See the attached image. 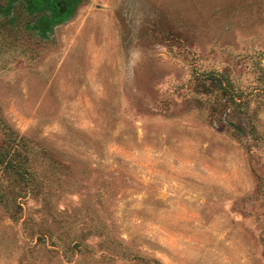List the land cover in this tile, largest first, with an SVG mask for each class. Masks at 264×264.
<instances>
[{
  "label": "rangeland",
  "instance_id": "374dc122",
  "mask_svg": "<svg viewBox=\"0 0 264 264\" xmlns=\"http://www.w3.org/2000/svg\"><path fill=\"white\" fill-rule=\"evenodd\" d=\"M0 264H264V0H0Z\"/></svg>",
  "mask_w": 264,
  "mask_h": 264
},
{
  "label": "trees",
  "instance_id": "16d2710c",
  "mask_svg": "<svg viewBox=\"0 0 264 264\" xmlns=\"http://www.w3.org/2000/svg\"><path fill=\"white\" fill-rule=\"evenodd\" d=\"M215 86L218 90H221L220 96V108L221 110L227 111L229 109V104L239 105V95L233 92L229 81H226L224 77L215 78Z\"/></svg>",
  "mask_w": 264,
  "mask_h": 264
}]
</instances>
